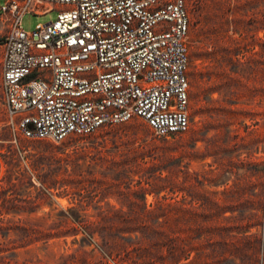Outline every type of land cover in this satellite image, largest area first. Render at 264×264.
Listing matches in <instances>:
<instances>
[{
    "label": "rangeland",
    "instance_id": "rangeland-1",
    "mask_svg": "<svg viewBox=\"0 0 264 264\" xmlns=\"http://www.w3.org/2000/svg\"><path fill=\"white\" fill-rule=\"evenodd\" d=\"M187 9L190 126L167 137L134 118L61 142L14 138L6 125L0 47V185L35 200L16 201L27 210L5 218L50 227L63 219L61 212L84 216L62 227L66 235L18 249L20 260L63 264L62 256L71 255L74 264H168L166 247L151 255L135 240L129 251L118 246L111 252L87 226L159 220L169 224L177 245L189 243L191 256L179 264L216 249L237 255L255 250L252 261L237 258L234 264H264V0H187ZM57 13L56 5L41 15L27 13L22 26L32 30ZM5 34L0 26V43ZM254 46L259 62L252 72ZM206 47L210 56L202 55ZM42 189L54 196L38 198ZM67 190L77 192L75 199ZM220 225L231 230L209 231Z\"/></svg>",
    "mask_w": 264,
    "mask_h": 264
},
{
    "label": "built area",
    "instance_id": "built-area-1",
    "mask_svg": "<svg viewBox=\"0 0 264 264\" xmlns=\"http://www.w3.org/2000/svg\"><path fill=\"white\" fill-rule=\"evenodd\" d=\"M53 5L52 22L22 26ZM0 26L14 138L61 142L134 118L158 136L188 130L187 0H6Z\"/></svg>",
    "mask_w": 264,
    "mask_h": 264
},
{
    "label": "trees",
    "instance_id": "trees-1",
    "mask_svg": "<svg viewBox=\"0 0 264 264\" xmlns=\"http://www.w3.org/2000/svg\"><path fill=\"white\" fill-rule=\"evenodd\" d=\"M255 48L256 47L254 46L252 49L249 64V67L252 68V72L255 71V65L257 66L259 62L258 59L255 58V56L258 54V51ZM204 49L205 50L203 51L202 55L205 54L206 56H210L212 54V52L208 50V47ZM253 62L255 65H253ZM66 194L72 195V198L75 199L77 192L73 190H67ZM53 196V192L46 190L44 191L43 189L38 193V198ZM16 201L29 204L35 200L32 201L28 198H22L14 195L12 196V194L10 195L8 191H6L3 185H0V264H37L35 261L29 259L20 260L18 258V249L27 247L42 240L44 243H47L49 242L50 238L66 235L68 232L62 231V227L69 225L70 221L73 223H80L83 222L84 219V216H82L79 211H70L69 213L61 212L59 216L63 219L55 221L50 227H44L41 224L25 223L21 219L13 220L5 218V215L11 212L20 213L27 210V206L24 205L25 207H23L22 205L16 203ZM159 208L163 209V206H159ZM94 224L95 226H93V224L87 225L93 229V231L89 233L90 237L94 238V233L96 231L99 232L102 241L108 246L109 249H111V252L117 249L118 246H123L124 250L129 251V245L132 244L133 241L137 240L138 242H141L140 245H146L144 250L151 255H157L159 251L162 253L164 247H166L168 249V253H165L163 258L168 260V264H179L182 259H189L191 256V251L187 250L189 247V243L187 241L181 245H177L173 241L170 233L167 232L169 225L167 222H160L158 220L157 223L143 222L138 225L125 223L120 226L113 223L108 224L104 222H98ZM57 226H59V230H61L56 233L57 235L46 233L45 229L51 230ZM220 226L222 227H213L209 231H212L213 229L217 231L231 230L230 227H227V225ZM137 229L141 234H136V236L131 235L138 231ZM197 229L200 231L199 235H202L201 229ZM126 233H129L130 235L126 236ZM117 237L122 239L124 242H122V240L118 239ZM120 241L122 242L121 244ZM222 245L224 247H228L230 245V241H224ZM154 249H156V252ZM253 252L255 253V250ZM254 253L251 252L248 254L237 255L233 252H220L218 254L217 249L210 253H205V251H202L198 253L197 258H192L184 264H234L237 258L240 260L250 259L252 261V259L256 257L254 256ZM69 257H71V255L62 256L63 264H74V261H70Z\"/></svg>",
    "mask_w": 264,
    "mask_h": 264
},
{
    "label": "crops",
    "instance_id": "crops-1",
    "mask_svg": "<svg viewBox=\"0 0 264 264\" xmlns=\"http://www.w3.org/2000/svg\"><path fill=\"white\" fill-rule=\"evenodd\" d=\"M6 0H0V3H3V2H5Z\"/></svg>",
    "mask_w": 264,
    "mask_h": 264
}]
</instances>
